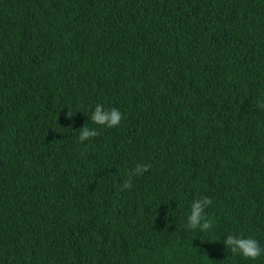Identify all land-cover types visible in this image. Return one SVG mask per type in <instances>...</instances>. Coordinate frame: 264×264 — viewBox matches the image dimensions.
I'll return each mask as SVG.
<instances>
[{"label": "trees", "instance_id": "1", "mask_svg": "<svg viewBox=\"0 0 264 264\" xmlns=\"http://www.w3.org/2000/svg\"><path fill=\"white\" fill-rule=\"evenodd\" d=\"M260 104L264 0H0V264H264Z\"/></svg>", "mask_w": 264, "mask_h": 264}, {"label": "clouds", "instance_id": "2", "mask_svg": "<svg viewBox=\"0 0 264 264\" xmlns=\"http://www.w3.org/2000/svg\"><path fill=\"white\" fill-rule=\"evenodd\" d=\"M260 107H264V104H260ZM72 113H67V118L71 119ZM122 120V114L118 109L111 108L105 109L103 105L97 104L91 115V121L93 124L98 126H106L108 128L117 127ZM78 139L81 143L86 140L95 138L98 132L95 128H89L84 125L78 131ZM150 165H137L127 180L123 182L122 188L128 189L131 187L132 176L142 175L147 172ZM212 200L208 197H203L201 199L194 200L191 205L190 214L187 217L186 227L188 229H200L201 231H207L212 226V220H210L206 215V209L210 206ZM224 245L233 254L242 255L245 258L255 260L264 253L259 245V242L251 237L244 238L241 236L228 235L224 240Z\"/></svg>", "mask_w": 264, "mask_h": 264}]
</instances>
